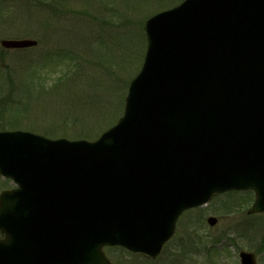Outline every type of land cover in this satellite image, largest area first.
I'll return each instance as SVG.
<instances>
[{
    "label": "water",
    "instance_id": "1",
    "mask_svg": "<svg viewBox=\"0 0 264 264\" xmlns=\"http://www.w3.org/2000/svg\"><path fill=\"white\" fill-rule=\"evenodd\" d=\"M145 29L124 115L96 141L0 132L18 184L0 195V264H112L105 246L156 258L215 193L252 189L264 211V0H185Z\"/></svg>",
    "mask_w": 264,
    "mask_h": 264
},
{
    "label": "rangeland",
    "instance_id": "2",
    "mask_svg": "<svg viewBox=\"0 0 264 264\" xmlns=\"http://www.w3.org/2000/svg\"><path fill=\"white\" fill-rule=\"evenodd\" d=\"M181 1L0 0V43L38 42L21 50L0 44V98L9 96L8 105L0 103V130L100 137L122 116L130 81L142 66L145 20ZM12 186L0 175V193ZM243 192L216 195L185 212L156 260L115 247L105 253L113 264H240L244 250L264 264V212L249 214ZM210 217L217 219L214 226ZM191 235L202 238L197 250Z\"/></svg>",
    "mask_w": 264,
    "mask_h": 264
},
{
    "label": "trees",
    "instance_id": "3",
    "mask_svg": "<svg viewBox=\"0 0 264 264\" xmlns=\"http://www.w3.org/2000/svg\"><path fill=\"white\" fill-rule=\"evenodd\" d=\"M10 78L12 79L11 76H10ZM68 79H69V78H65L64 80H68ZM59 81H60V83H62L61 80H58V82H59ZM56 86H57V85H56ZM56 86H55V87H56ZM8 97H9V96H8ZM8 97L5 96V98H4V97L2 96V97L0 98V103H2V102L4 101V102L7 103V105H8V103H9V99H8ZM7 99H8V100H7ZM13 108H14V105L12 106V108H9V111L12 110ZM6 110H7V109H6ZM20 110H21V109H20ZM12 114H13V113H9V116L11 117ZM10 125H11V124H10ZM12 125H15V126H16L17 124H12ZM249 197H250V196H248L247 199H249Z\"/></svg>",
    "mask_w": 264,
    "mask_h": 264
}]
</instances>
